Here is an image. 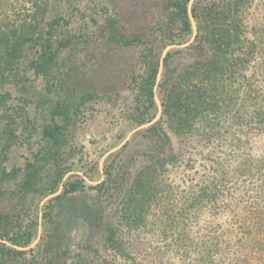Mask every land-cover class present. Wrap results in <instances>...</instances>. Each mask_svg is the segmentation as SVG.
I'll list each match as a JSON object with an SVG mask.
<instances>
[{
    "label": "rangeland",
    "instance_id": "374dc122",
    "mask_svg": "<svg viewBox=\"0 0 264 264\" xmlns=\"http://www.w3.org/2000/svg\"><path fill=\"white\" fill-rule=\"evenodd\" d=\"M228 1L190 0L187 11L191 33L176 35L169 43L157 40L159 26L167 20L163 10L166 0L47 3L45 20L61 18V23L66 22L56 31L54 40L64 38L70 42L56 52L58 76L52 82H76L87 93V101L78 106L67 131L69 144L63 147L65 161L61 164H67L71 155L68 164L72 165L62 182L83 184L77 183L80 187L66 194L62 193V185L50 191L48 182L54 173L51 161L38 164L34 191L17 189L21 173L17 179H7L11 189L9 196L1 197L0 207L13 209L22 231L29 228L33 239L23 249L21 259L6 264H239L243 259L249 264H264V242L258 238L250 242L231 239V232L237 228L235 221L242 213V204L232 207L229 203L227 191L233 183L220 177V185L225 188L211 196L210 180L206 181L216 170L232 174L237 140L251 154L264 151L260 134L251 136L249 143L245 137L250 130L248 124L260 112L245 94L247 77H239L232 87L227 105L215 121H220L219 126L192 129L186 135L167 129L171 149L165 153L155 151L159 144L155 145L145 132L161 117L158 85L166 66L177 78L188 66L203 60L190 48L196 35L192 7L198 2L224 5ZM106 15L116 20L124 38L137 39L140 45L109 43L102 28ZM240 17L250 32L254 24L264 21V0H251ZM148 48H152L151 57L159 65L153 88L155 105L149 109L153 119L137 123L134 118L140 113L135 96L144 73L139 58ZM252 71L248 68L241 74L250 75L253 89L258 91L260 80L251 77ZM63 88L66 86L48 92L45 80L32 72H27L19 83L0 88V92L11 96L5 106L1 104L0 112L11 105L21 107L37 129L31 148H9L4 162L8 170L23 168L29 151L36 152L44 144L41 131L63 97ZM152 167V180L148 178L151 183L135 193L138 200L130 201L137 177L147 168L151 172ZM239 184L236 181V187ZM205 189L206 194L200 197ZM236 197L240 202L243 193H236Z\"/></svg>",
    "mask_w": 264,
    "mask_h": 264
},
{
    "label": "trees",
    "instance_id": "16d2710c",
    "mask_svg": "<svg viewBox=\"0 0 264 264\" xmlns=\"http://www.w3.org/2000/svg\"><path fill=\"white\" fill-rule=\"evenodd\" d=\"M50 0H0V88L9 83H19L24 80L27 72L41 76L48 86V92L58 86L62 89L63 97L58 100L51 110L49 123L41 131L44 144L36 152L29 151L28 160L20 169L8 170L4 165L11 146H25L26 149L33 145V138L37 133L35 125L27 120L26 112L20 107H6L0 115V202L2 196H9L8 178L17 179L21 173L17 189L24 193L34 191L37 182L38 164L42 161L53 162V177L48 182V189L55 190L62 185V193L76 191L83 184L82 181L62 182L65 174L70 171L71 163L63 164L64 146L69 144L67 131L74 122L78 106L87 101V93L81 91L78 83L55 81L57 79L56 52L62 47H67L70 42L54 36L60 25H65L63 19L45 20L47 3ZM190 0H166L163 6L166 22L159 26V42L169 43L176 35L191 33V22L188 15ZM251 0H230L218 4L198 2L191 9V17L196 24V35L191 45L203 57L193 65L183 70L177 78L172 71L163 74L159 88L161 104L160 120L149 126L145 132L154 140L155 151L165 153L171 149V140L167 132L177 135H186L192 129H212L220 124L218 120L221 109L230 96L231 89L239 77L246 78V96L249 103L260 110L259 114L248 126L250 130L245 134L248 143L251 136L260 134L264 137V21L254 24L249 32L247 22L244 23L240 14L246 9ZM116 20L109 15L104 18L103 35L109 43L116 46L130 47L140 45L137 39L124 38L116 27ZM155 39V38H154ZM168 45V44H166ZM169 53L167 55L169 56ZM152 48L143 51L139 61L144 67V73L139 77L141 86L135 96L138 118L137 123H149L153 117L149 109L155 105L153 88L158 71V62L153 60ZM253 68V74L260 82L258 91L253 89L250 75L245 76L247 69ZM69 72V71H68ZM73 79V78H71ZM65 85H63V84ZM60 84V85H59ZM53 85V86H52ZM53 87V88H52ZM55 92V89H54ZM258 92V93H257ZM11 96L7 92H0L1 104L8 103ZM227 105V103H226ZM225 105V107H226ZM16 106V105H15ZM80 110V109H79ZM78 110V111H79ZM252 131H256L253 133ZM242 145V147L239 145ZM235 149L232 174L216 170L206 181L210 180L209 193L214 196L221 193L220 177L233 183L227 195L231 206H239L242 213L231 232V239L252 241L259 239L264 242V151L251 154L246 146L239 140L234 143ZM248 146V144H247ZM242 150V151H241ZM250 150V148L248 149ZM241 153L236 155L235 153ZM242 157V161L241 158ZM220 164V162H218ZM151 168L142 172L137 177L135 190L131 191L130 201L138 200V193L146 183L152 180ZM227 175L229 178H226ZM236 181H240L236 187ZM134 188V187H133ZM236 193L243 199L237 202ZM206 194V189L200 197ZM13 210V209H12ZM0 207V264L17 262L25 255V247L32 242V232L29 228H22L16 221L15 213ZM240 233V234H239ZM243 240H241L243 242ZM8 244V245H7ZM230 246H227L229 248ZM218 250L225 249L215 247ZM201 251V257L204 253ZM239 264H249L243 259Z\"/></svg>",
    "mask_w": 264,
    "mask_h": 264
}]
</instances>
